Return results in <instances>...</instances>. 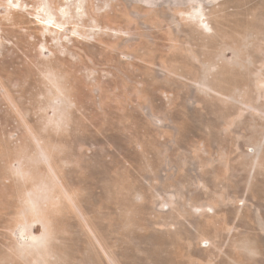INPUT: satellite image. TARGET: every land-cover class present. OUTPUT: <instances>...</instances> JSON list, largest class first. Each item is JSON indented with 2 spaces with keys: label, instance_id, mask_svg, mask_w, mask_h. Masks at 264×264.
Listing matches in <instances>:
<instances>
[{
  "label": "rangeland",
  "instance_id": "obj_1",
  "mask_svg": "<svg viewBox=\"0 0 264 264\" xmlns=\"http://www.w3.org/2000/svg\"><path fill=\"white\" fill-rule=\"evenodd\" d=\"M0 264H264V0H0Z\"/></svg>",
  "mask_w": 264,
  "mask_h": 264
}]
</instances>
